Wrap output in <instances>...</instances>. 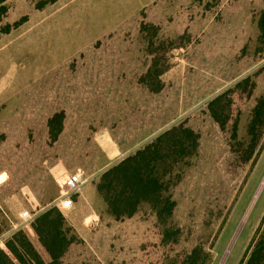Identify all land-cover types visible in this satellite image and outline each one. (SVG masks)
<instances>
[{
    "label": "rangeland",
    "instance_id": "obj_1",
    "mask_svg": "<svg viewBox=\"0 0 264 264\" xmlns=\"http://www.w3.org/2000/svg\"><path fill=\"white\" fill-rule=\"evenodd\" d=\"M69 1L8 0L0 23H19L0 37V249L23 232L49 261L31 224L58 209L71 241L61 264H185L197 247L207 264H240L264 232V124L252 125L264 0ZM220 95L223 125L208 109ZM151 120V137L185 124L198 147L166 178L169 218L143 203L117 220L97 191L102 147L116 142L124 158L137 147L122 133ZM79 168L84 207L64 211L59 180Z\"/></svg>",
    "mask_w": 264,
    "mask_h": 264
},
{
    "label": "trees",
    "instance_id": "obj_2",
    "mask_svg": "<svg viewBox=\"0 0 264 264\" xmlns=\"http://www.w3.org/2000/svg\"><path fill=\"white\" fill-rule=\"evenodd\" d=\"M7 1L0 0V23L8 12ZM18 25L3 27L0 37ZM261 27L264 31V20ZM222 97L220 95L212 100L208 109L216 121L223 125L215 113V107ZM64 117V113H60L48 121L50 136L54 141L62 131ZM257 123L264 124V97L254 109L252 125ZM198 140L199 135L193 129L180 124L103 172L97 191L104 198L108 213L117 220L132 217L141 204L149 203L159 218H169L175 208V201L166 195L169 190L166 178L183 159L195 152ZM64 221L63 213L52 209L38 215L31 224L39 244L51 261H43L33 242L23 232H18L0 249V264H28L26 255L35 264H61V258L71 243L65 233ZM209 258L210 255L203 248L197 247L187 257L185 264H207ZM246 258L240 264H264V232L253 240Z\"/></svg>",
    "mask_w": 264,
    "mask_h": 264
},
{
    "label": "crops",
    "instance_id": "obj_3",
    "mask_svg": "<svg viewBox=\"0 0 264 264\" xmlns=\"http://www.w3.org/2000/svg\"><path fill=\"white\" fill-rule=\"evenodd\" d=\"M66 2H70L69 0L67 1L66 0ZM165 9H168L167 7H164L163 8V10L165 11ZM163 17H165V15L163 16ZM227 38V37H226ZM222 42L224 43L225 42V39L224 40H222ZM121 101V100H120ZM131 124V128H129L127 131H124L123 133H122V136L124 137V138H122V139H124V140H126L125 141V144H123V146H128V147H137V149L136 150H134L133 152H131L130 154H128L127 156H129V155H131V154H133V153H135L136 151H138L139 149H141V148H143L145 145H147V144H149V143H151L152 141H154L158 136H160L161 134H163L164 132H166L167 130H168V128L167 129H165L164 131H161V132H159L158 134H156V135H154V136H150L147 132L148 131H150V127H153L154 126V122H153V120H151L150 121V123L149 124H147V126L144 128V129H138V133H137V131H136V129H133V123H130ZM154 128V127H153ZM146 135V137H144ZM143 137V138H142ZM150 137V138H149ZM151 139V140H150ZM111 141H112V139H111ZM127 141L128 142H130V144H128L127 143ZM106 146V147H105ZM105 146L104 147H102V149H103V151H104V153H105V159L102 161V168H99V170H102L103 169V171L105 172L107 169H109L110 167H112L113 165H115L116 163H118V162H120V161H122L124 158H126L127 156H125L124 158H122V159H120L123 155H125L124 154V152L122 151V149L120 148V146H119V144L118 143H116V142H113L112 141V143L110 142V141H107L106 140V143H105ZM119 155H122V156H120L119 157ZM119 157V158H118ZM112 158H115V159H120V160H118L117 162H113L112 163V161H113V159ZM110 163H112L111 165H110ZM106 167V168H105ZM78 170H80V171H82L83 172V170L81 169V168H79V169H77L76 171H74V172H72V173H69V174H67L66 176H68V175H70V174H73V173H76ZM84 173V176H85V178H86V175H85V172H83ZM66 176H64V177H61V179L59 180V183H60V186H61V182L63 181V179L66 177ZM86 180H87V178H86ZM3 183H5V180H3L2 182H0V185L1 184H3ZM61 189H62V187H61ZM63 190V189H62ZM64 195V194H63ZM72 199H73V197H72ZM73 202H74V204L72 205V207H70L69 209H65L64 211H70V210H72L75 206L77 207H80V206H83L84 207V205H82V203L81 202H79V203H75V201L73 200ZM2 209V208H1ZM2 211L4 212V210L2 209ZM27 211V210H26ZM6 213V212H5ZM91 216V214H85V219L87 218V220H88V218Z\"/></svg>",
    "mask_w": 264,
    "mask_h": 264
},
{
    "label": "built area",
    "instance_id": "obj_4",
    "mask_svg": "<svg viewBox=\"0 0 264 264\" xmlns=\"http://www.w3.org/2000/svg\"><path fill=\"white\" fill-rule=\"evenodd\" d=\"M86 178L84 173L78 170L76 173L66 176L61 182V187L64 192L63 198L60 200V207L62 209H69L74 204L72 195L79 192L81 187L85 184ZM34 215L29 211L21 213V218L24 219V223H29L33 220ZM19 226V225H18ZM16 226L15 228H18Z\"/></svg>",
    "mask_w": 264,
    "mask_h": 264
}]
</instances>
